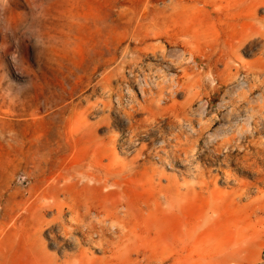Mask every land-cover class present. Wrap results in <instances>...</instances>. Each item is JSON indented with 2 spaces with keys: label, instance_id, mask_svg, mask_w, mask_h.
Wrapping results in <instances>:
<instances>
[{
  "label": "rangeland",
  "instance_id": "obj_1",
  "mask_svg": "<svg viewBox=\"0 0 264 264\" xmlns=\"http://www.w3.org/2000/svg\"><path fill=\"white\" fill-rule=\"evenodd\" d=\"M254 1L0 0V264H264Z\"/></svg>",
  "mask_w": 264,
  "mask_h": 264
},
{
  "label": "bare ground",
  "instance_id": "obj_2",
  "mask_svg": "<svg viewBox=\"0 0 264 264\" xmlns=\"http://www.w3.org/2000/svg\"><path fill=\"white\" fill-rule=\"evenodd\" d=\"M196 1V0H195ZM255 3V5L254 6H256V5H258V4H260V3H264V0H255L254 1ZM145 79V78H144ZM241 84V83H240ZM240 86V85H239ZM241 86H243V85H241ZM241 88L239 87V90H240ZM230 91H231V89H230ZM237 91V90H236ZM262 100V99H261ZM228 111H229V109H228ZM224 113V112H223ZM227 113L225 112V115H226ZM248 118H249V116H248ZM250 120H251V116H250V118H249V120H247L245 123V129L247 130V131H251V129H252V126H253V124L250 122ZM230 123V122H229ZM228 123V124H229ZM226 126V125H225ZM224 126V127H225ZM227 127V126H226ZM215 134V133H214ZM208 135H209V132H208ZM225 135V134H224ZM214 138V136H211V139H213ZM227 138H229V137H227ZM226 138V139H227ZM211 142V141H210ZM262 182H264V179H262L261 180ZM199 184H200V186H202L203 187V185H202V180L200 179L199 180ZM239 194H243V191H241V192H239ZM183 195V194H182ZM182 195H180V193L178 192V191H175L174 189H172V192L170 193V195H169V199H168V204L170 205V206H172V207H174V208H176L177 207V205H178V203H179V201L181 200V196ZM123 206H125V205H123ZM181 206V203L179 204V208H182V207H180ZM86 208L84 209V213H82L84 216H86V217H88V225H89V227H93V221H100V222H102L103 220H105V218L109 215V213L108 212H106V211H104V213H103V215L101 214V210H98V209H96V208H94L93 206H91V205H86L85 206ZM177 210L179 211L180 209H176V213H177ZM73 211H74V216L76 217V218H78V219H81V210H80V208H73ZM92 212H94V214L92 215L91 213ZM112 217L113 218H118V217H120L119 219H122V217L121 216H119V214H118V212L116 211V210H114L113 212H112ZM83 218H85V217H83L82 216V220H84ZM109 221V220H108ZM118 221H120V220H118ZM155 223V222H154ZM157 224H158V226H157V228L159 227V223H158V221L156 222ZM129 230H131V229H129ZM132 231V230H131Z\"/></svg>",
  "mask_w": 264,
  "mask_h": 264
}]
</instances>
